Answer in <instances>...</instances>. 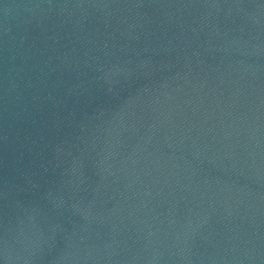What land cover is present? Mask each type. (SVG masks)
Wrapping results in <instances>:
<instances>
[{
    "label": "water",
    "instance_id": "95a60500",
    "mask_svg": "<svg viewBox=\"0 0 264 264\" xmlns=\"http://www.w3.org/2000/svg\"><path fill=\"white\" fill-rule=\"evenodd\" d=\"M0 264H264V0H0Z\"/></svg>",
    "mask_w": 264,
    "mask_h": 264
}]
</instances>
